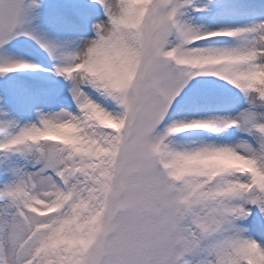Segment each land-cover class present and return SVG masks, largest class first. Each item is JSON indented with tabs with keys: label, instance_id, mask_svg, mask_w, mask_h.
Here are the masks:
<instances>
[{
	"label": "snow or ice",
	"instance_id": "obj_1",
	"mask_svg": "<svg viewBox=\"0 0 264 264\" xmlns=\"http://www.w3.org/2000/svg\"><path fill=\"white\" fill-rule=\"evenodd\" d=\"M0 264H264V0H0Z\"/></svg>",
	"mask_w": 264,
	"mask_h": 264
}]
</instances>
